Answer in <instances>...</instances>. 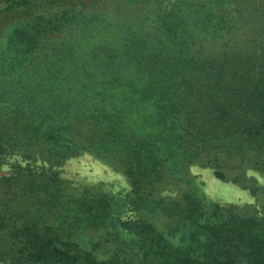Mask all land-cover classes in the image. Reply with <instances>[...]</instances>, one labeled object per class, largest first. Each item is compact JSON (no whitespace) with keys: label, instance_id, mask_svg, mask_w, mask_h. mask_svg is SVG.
I'll use <instances>...</instances> for the list:
<instances>
[{"label":"trees","instance_id":"obj_1","mask_svg":"<svg viewBox=\"0 0 264 264\" xmlns=\"http://www.w3.org/2000/svg\"><path fill=\"white\" fill-rule=\"evenodd\" d=\"M81 153L123 173V203L67 190L54 168ZM11 154L40 163L0 176L17 193L0 264H264V0H0ZM194 164L254 203L205 198ZM169 181L179 197L158 193Z\"/></svg>","mask_w":264,"mask_h":264},{"label":"rangeland","instance_id":"obj_2","mask_svg":"<svg viewBox=\"0 0 264 264\" xmlns=\"http://www.w3.org/2000/svg\"><path fill=\"white\" fill-rule=\"evenodd\" d=\"M16 164L19 166H28L35 169L39 165V161H30L20 157L18 154H11L6 156L4 161L0 164V176L10 175L16 169ZM58 170V176L67 187L68 191L77 193L81 189L90 191H100L111 195L118 203H123L127 199L129 193V184L123 173L114 166L99 160L90 153H81L77 156L71 157L64 161L63 164L55 167ZM189 175L192 185L198 188V191L207 199L215 201L219 204H235L248 205L254 203V197L250 196L249 191L241 188L238 184L231 182L233 172L223 169L225 179H219L212 173V169L205 166L191 165L189 168ZM248 177L253 176L249 171H245ZM254 177V176H253ZM162 183L158 186V193L163 196L177 198L186 189V184ZM5 197V198H4ZM0 193V201L4 199V203H9L17 197L14 190H7L6 193ZM257 208L264 211V202L259 201L254 203ZM125 216H132L128 210L124 212ZM160 217H156L153 221L156 225L162 226ZM101 232H88L86 238L92 241L100 239ZM100 251V250H99ZM108 252L100 251L98 257L105 259Z\"/></svg>","mask_w":264,"mask_h":264}]
</instances>
